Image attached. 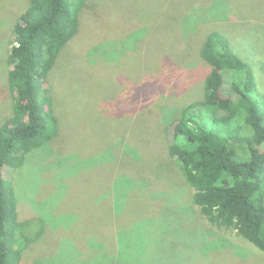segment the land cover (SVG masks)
<instances>
[{"label":"trees","instance_id":"obj_1","mask_svg":"<svg viewBox=\"0 0 264 264\" xmlns=\"http://www.w3.org/2000/svg\"><path fill=\"white\" fill-rule=\"evenodd\" d=\"M90 2L91 0H28L27 5L22 8L23 0H0V15L8 17L4 28L9 26L11 29V34L0 40L5 47L2 61L9 68L0 82V102L3 100L6 103L7 99L11 101L6 105L9 113L5 115L1 112L0 115V264H23L24 253L39 240L50 238L61 242L57 238L58 231H53L49 219L30 213L23 214L22 209L28 207L22 206L23 198L20 197L15 179L22 176L23 173L20 172L27 164L44 160L47 162L52 158L39 156L50 151V146L61 137L56 114L59 107L50 82L67 49L72 44L80 48L81 41L91 37V23L88 20L91 14ZM190 2L194 13L190 14L188 20L197 21L199 25L189 35L183 28L185 23L180 24L176 17L167 16L169 18L164 21L166 17L161 14L164 5L154 1L150 13L156 22L154 31L137 29V33L129 37L130 40L137 37L133 46H127L124 42L129 38L118 41L120 37L116 35L117 30L113 29L105 36L106 41H102L103 37L94 39L93 46L86 53V59L78 67V70L87 74L107 77L110 72L121 73L119 66L143 53L147 58L164 59L165 66L172 73L170 77L167 75L162 78L157 68L145 65L147 81H136L137 78L129 73L122 75L124 85L129 87L130 92L136 91L138 94L136 101L127 102L131 107V111H127L135 119H140L141 114H145L142 122L149 121L155 127L161 126L166 136L159 135L165 137L168 152L164 154L167 158L159 157L157 164L147 161L146 157L133 158L125 177L128 181L126 185L130 187L128 196L141 189L145 198H141L139 204L147 203L154 209L129 207L131 195L125 210L119 211L122 202L121 186L115 185L112 189L107 187L103 176L108 173L102 175L106 190L91 201L90 205L99 206L108 195L107 200L116 208L107 210L105 217H132L134 222L116 229V234L111 233L114 237H109V251L105 254L108 258L102 256L103 259L111 260L95 264H162L161 260L149 263L140 261L141 253H133L136 244L133 240H128L133 236L140 242L133 235L134 231L142 228V225L161 220L162 223L174 221L170 232L178 234V237L200 236L202 245L203 241L208 243L207 230H232L264 255V97L259 92L252 64L236 52L234 43L237 42L231 32L209 30L204 33V39L199 45L202 23L206 19L204 11L208 10L210 13V7L216 2L219 9H227V4L216 0H186V3ZM181 14L185 16V13L179 15ZM122 15L125 30L132 31L135 23H132L133 26L129 25L128 22L131 21L127 19L132 16L127 15L126 11ZM260 20L264 22L263 17ZM116 41L122 42V48L114 50L115 54L110 56L107 47L116 45ZM147 41L153 44L147 45ZM238 46L241 47L240 44ZM196 48L200 64L196 62L183 66V69L178 68L176 59L180 57L181 50L188 49L191 52L196 51ZM96 55L98 60L104 62L92 61ZM115 61L118 63L114 65ZM100 63L108 65L104 67ZM203 67L204 71L199 72ZM142 68L139 69L138 77ZM179 70L183 71L181 78ZM186 73L194 74L195 85L199 86L198 94L192 99H188V88L196 86L187 87L184 79ZM226 86L229 87L230 95L224 93ZM175 92L179 94L174 96ZM171 96L177 103H174ZM6 107H3L4 112ZM125 139L127 140V136ZM140 140L143 146L150 148L149 143L152 142L145 138ZM31 155L36 157H29ZM67 160L60 161L61 169L58 171L67 167ZM46 168L47 175L58 172L51 170L49 165ZM173 170L177 172V176L173 175ZM110 177L112 174H108V178ZM56 183L58 181L52 182ZM168 183H172L169 189L181 195L180 203L169 201L168 198L173 197ZM153 188L156 197L149 198L147 194ZM52 189L47 194L57 190ZM142 189H146V192ZM158 190L161 192H156ZM187 192L191 195L190 201L185 200ZM130 208L143 211V214L140 213L138 219H134V216L126 212ZM151 210V213H145ZM76 219L78 221L75 226L66 225L70 229L67 237L75 232L78 234L77 223L80 217L77 215ZM85 230L89 235H97L99 233L96 230L101 231L91 225H87ZM83 241L76 243L77 246L80 244V256L86 248ZM112 245L115 250L111 254ZM102 250L98 251V257ZM50 255L47 253L38 257L33 264H44L43 260ZM262 258L258 259V263L264 264ZM254 260H247L249 263L246 264H253L251 262ZM227 264L235 263L227 260Z\"/></svg>","mask_w":264,"mask_h":264},{"label":"rangeland","instance_id":"obj_2","mask_svg":"<svg viewBox=\"0 0 264 264\" xmlns=\"http://www.w3.org/2000/svg\"><path fill=\"white\" fill-rule=\"evenodd\" d=\"M154 1L164 5L161 9V14L166 17L164 21L169 18L167 16L176 17L179 19L180 24L185 23L183 28L188 35L198 27L199 23L197 21L188 20L190 14L194 12L192 11V3H186V0H175L174 3L172 0H91L89 3L91 14L88 17L91 23V37L83 42L81 41L80 48L76 47V44H72L64 53L63 59L55 70L54 79L51 80L50 84L54 87L55 100L58 102L59 110L56 111V114L59 118L61 137L52 147L51 144L49 145L50 151L39 156L52 158L48 159L47 162L44 160L27 164L20 172L23 173L22 176L18 180L15 179V181L19 188V194H21L20 197L23 198L21 199L22 206L28 207L22 209L23 214L29 215L30 213L33 216L38 215L49 219L53 231H58L57 238L61 242L56 240V243L50 238L37 241L24 253L23 264H33L38 257L47 253L51 255L43 260L44 264H95L111 260L102 257H105L106 253L108 254L109 237L110 239L114 237L111 233L116 234V229L129 224L131 221L134 222V220L132 217L106 218L107 210L116 208L107 200L108 195L106 196V194L99 206L90 205L91 201L100 197L106 190L102 182V175L106 173L112 174L110 178H108V174L103 176L104 181H107V187L112 189L115 185L121 186L120 198L122 202L119 211L125 210L129 202V207H150L147 203L139 204L142 201L141 198H145L141 189H137L134 195L131 194L132 198L131 195L128 196L130 187H127L126 182L128 181L125 177H127L128 169L135 157H146L147 161H153L157 164L159 157L162 158L168 152L167 145L164 142V136L166 135L163 134L161 126L155 127L156 125L151 124L149 121L142 122L141 119L143 120L145 114H141L140 119H135L129 112L131 107L127 102L136 101L138 94L136 91L130 92L129 87L124 85L122 75L129 73L132 77L137 78L136 81H147L148 72L145 70V65H153V68H157L159 75L163 76L162 78L167 75L170 77L171 70L165 66L164 59L147 58V55L143 53L140 55L142 57L135 56L130 62H125L122 66H119L121 73L119 71L110 72L107 77L98 74L93 76L92 73L87 74L78 70V67L81 66L82 60L86 59V53L93 46L94 39L103 37L102 41H106L105 36L109 35L113 29L117 30L116 35L120 37L118 41H124L127 37L136 34L137 29L140 28L154 31L156 22L150 15ZM216 1L227 4L228 8L219 9L216 2L210 7L211 9L209 8L210 13H208V10L204 11L206 19L202 23L203 31L201 32L199 45L204 39V33L209 30L221 29L216 31L231 32L233 39H236L237 42L234 43L236 52L242 59L252 64L259 92L264 97V22L260 20V17L264 18V0ZM27 2L28 0H23L22 8L27 5ZM125 11L127 15L132 16V18H127L131 21L128 22L129 25L135 23L132 31H126V25L122 22L124 18L122 14ZM180 13H185V16L183 14L179 15ZM7 18V16L0 15V40L11 34L9 26L4 28V22ZM188 21H190L189 24ZM136 39L137 37H134L133 40L129 38L128 42L125 41L124 44L133 46ZM121 43L111 47L108 46V54L113 56L115 54L114 50L122 48ZM146 44L151 45L153 43L147 41ZM198 49L196 48V51L191 52L188 49L187 51L182 49L180 57L176 59L178 68L181 69L185 65L196 62L200 64L197 57ZM4 50V44L0 43V82L5 72L9 71V68L5 67V62L2 61ZM91 60L104 62L98 60L97 55ZM117 61L113 64H117ZM100 64L104 67L108 65L107 63ZM113 67L110 66V68ZM140 67L143 68L140 77H138ZM204 69L205 67L199 72H203ZM182 72L181 70L178 71L180 78ZM184 75L187 87L196 86L188 88V90L190 89L188 99L195 98L199 92V86L195 85L196 77H194V74L189 75L186 73ZM224 93L225 95L231 94L228 86H226ZM178 94V92H175L173 95L177 96ZM171 99L174 100V103H177L174 97L171 96ZM10 103L9 99L6 103L3 100L0 102V115L1 112L5 115L9 113L6 105ZM3 107H6L5 112ZM121 113H124L123 116H120ZM159 134L164 136L160 137ZM126 136L128 141L125 139ZM135 136L137 137L135 138ZM140 138L152 142L149 143V149L143 146ZM135 142H137L136 145ZM139 142L140 145H138ZM29 157L36 156L31 155ZM65 159H68V168L58 171V169H61L60 161ZM129 159H131V162H129ZM46 165H49L51 170L58 172L54 175L45 174V171H48ZM172 173L177 176V172L174 170ZM179 179L182 184L180 177ZM54 181H58V183L56 185L52 184ZM171 184H167L168 189L171 188L169 186ZM167 186L165 184V187ZM52 188H57L56 192L47 194L53 191ZM142 190L146 192V189ZM169 192L173 197L168 198L169 201L180 203L181 195L175 193L173 189H169ZM147 196L149 198L150 196L156 197L155 189L153 188ZM190 196L187 192L185 200L190 201ZM130 198L131 200L128 202ZM152 211L145 213L149 214ZM126 212L128 215L134 216V219H138L140 213L143 214V211L131 208L127 209ZM153 214L154 212L151 215ZM77 215L80 217L79 223H77L78 234L76 235L75 232V234L72 233V236L67 237L69 233L67 231L70 229H67L68 226L66 225L75 226L76 221H78L76 219ZM170 222L166 223L165 221V223H162L161 220L157 223L142 225V228L139 227L134 231L133 235H136L140 242L133 236L128 240H133L136 244L137 247L133 253H141L140 261L149 263L161 260L162 264H227V260H229L230 263L246 264L247 260L252 261L255 259L251 263L260 264L258 259L263 257L261 260L264 262V255L252 248L246 241L240 239L232 230H207L206 240L209 244L203 241L202 245L200 236L181 238L178 237V234L171 233L170 226L174 221ZM87 225L101 231L96 230L99 234L89 235L85 230ZM83 237L84 239H81ZM216 239L219 240V244L218 240L213 241L214 244H212L211 241ZM81 240H84L86 248L82 250L80 256V244L77 246L76 243L77 241L81 242ZM101 248L103 250L98 257L97 254H99L98 251ZM114 250L115 246L112 245L111 254L114 253ZM92 257L93 259H90ZM105 258H108V256L106 255Z\"/></svg>","mask_w":264,"mask_h":264}]
</instances>
